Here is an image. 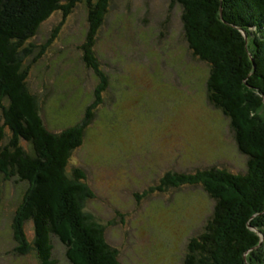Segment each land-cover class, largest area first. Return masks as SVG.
<instances>
[{"label":"rangeland","instance_id":"374dc122","mask_svg":"<svg viewBox=\"0 0 264 264\" xmlns=\"http://www.w3.org/2000/svg\"><path fill=\"white\" fill-rule=\"evenodd\" d=\"M87 13L80 5L65 20L61 13L54 14L27 45V65L43 53L31 68L30 84L43 102L45 122L57 133L63 129L58 108L69 105L70 114L75 112L71 125L77 124L95 103L101 85L80 49L89 28ZM183 16L178 0H112L96 44L109 88L68 170L84 169L83 211L103 228L120 264H187L188 254L194 253L192 240L216 215L213 182L224 187L227 197L233 195L219 177L203 176L204 185L177 186L173 173L196 176L215 167L242 174L251 158L246 147L241 150L230 118L209 98L213 68L190 49L193 34L185 29ZM240 30L249 43L246 31ZM231 53L226 52L225 64ZM225 70L223 76L233 85L232 91L224 85L225 91L250 103L242 80L229 78ZM246 103L247 112L253 111ZM28 186L0 174V264H39L34 252L20 253L26 244L18 232L21 219L16 211ZM22 227L26 240L33 243L31 220ZM259 230L264 242V230ZM53 243L59 264H72L67 247L56 238Z\"/></svg>","mask_w":264,"mask_h":264},{"label":"trees","instance_id":"16d2710c","mask_svg":"<svg viewBox=\"0 0 264 264\" xmlns=\"http://www.w3.org/2000/svg\"><path fill=\"white\" fill-rule=\"evenodd\" d=\"M178 1L184 9L185 29L193 34L191 39L188 36L190 49L213 68L209 98L230 118L241 150L246 147L244 152L251 157L242 174L215 167L198 172L201 179L197 174L173 173L177 186L204 185L202 178L219 177L233 195L227 197L224 187L213 182L216 215L192 240L190 251L194 253L188 254L187 264H264V242L259 233V229L264 230V0ZM111 4L112 0H0V174L29 185L16 211L21 219L18 232L26 244L20 253L34 252L39 264H59L54 257L53 238L67 247L66 256L72 264H120L103 228L83 211L87 189L84 169L68 170L72 155L84 146L109 88V76L102 71L96 44ZM80 5L87 7L89 25L80 47L82 59L101 85L95 92V103L86 108L77 124L71 125L75 112L70 114L69 105L58 108L63 129L57 133L45 122L43 102H39L30 84L31 68L43 53L27 65L31 55L27 45L54 14L61 13L65 20ZM240 29L246 31L250 47ZM224 70L229 78L242 80L241 86L251 99L245 102L253 105V111L247 112L244 100L239 96L234 99L225 91L224 85L231 91L233 85L223 76ZM255 111L260 115L253 116ZM28 220L34 225L33 243L26 240L22 227V222ZM236 223L239 225L231 228ZM222 234H226L224 243Z\"/></svg>","mask_w":264,"mask_h":264}]
</instances>
